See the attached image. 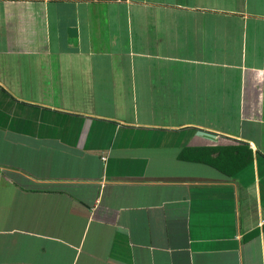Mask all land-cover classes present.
I'll return each instance as SVG.
<instances>
[{"label": "crops", "instance_id": "1", "mask_svg": "<svg viewBox=\"0 0 264 264\" xmlns=\"http://www.w3.org/2000/svg\"><path fill=\"white\" fill-rule=\"evenodd\" d=\"M0 264H264V0H0Z\"/></svg>", "mask_w": 264, "mask_h": 264}, {"label": "trees", "instance_id": "2", "mask_svg": "<svg viewBox=\"0 0 264 264\" xmlns=\"http://www.w3.org/2000/svg\"><path fill=\"white\" fill-rule=\"evenodd\" d=\"M201 162L220 167L229 175H235L245 167H248L254 162V153L249 144L239 143L235 146L216 147L212 149H201ZM210 154H216L215 158L208 161ZM207 157V158H206ZM208 162V163H207Z\"/></svg>", "mask_w": 264, "mask_h": 264}, {"label": "water", "instance_id": "3", "mask_svg": "<svg viewBox=\"0 0 264 264\" xmlns=\"http://www.w3.org/2000/svg\"><path fill=\"white\" fill-rule=\"evenodd\" d=\"M77 34H78V33H77V30H76V29H70V36H71V37H74V36H76ZM200 134L203 135V136L211 137V138L215 137L214 135H212V134H210V133H204V132H201Z\"/></svg>", "mask_w": 264, "mask_h": 264}, {"label": "built area", "instance_id": "4", "mask_svg": "<svg viewBox=\"0 0 264 264\" xmlns=\"http://www.w3.org/2000/svg\"><path fill=\"white\" fill-rule=\"evenodd\" d=\"M114 1H116V2H121V1H123V0H114Z\"/></svg>", "mask_w": 264, "mask_h": 264}]
</instances>
